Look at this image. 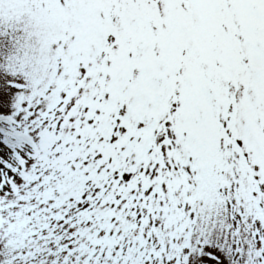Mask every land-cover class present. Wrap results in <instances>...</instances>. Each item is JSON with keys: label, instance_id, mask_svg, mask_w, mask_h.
Instances as JSON below:
<instances>
[{"label": "snow or ice", "instance_id": "1", "mask_svg": "<svg viewBox=\"0 0 264 264\" xmlns=\"http://www.w3.org/2000/svg\"><path fill=\"white\" fill-rule=\"evenodd\" d=\"M0 264H264V0H0Z\"/></svg>", "mask_w": 264, "mask_h": 264}]
</instances>
